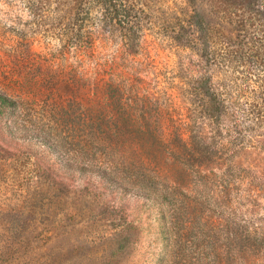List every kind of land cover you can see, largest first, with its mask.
Returning a JSON list of instances; mask_svg holds the SVG:
<instances>
[{
	"label": "trees",
	"instance_id": "trees-1",
	"mask_svg": "<svg viewBox=\"0 0 264 264\" xmlns=\"http://www.w3.org/2000/svg\"><path fill=\"white\" fill-rule=\"evenodd\" d=\"M160 1L60 0L68 11L64 17L72 20L60 35L61 49L43 55L24 39L9 55L17 72L9 88L21 94L28 88L33 100L47 91L59 98L63 89L76 94L81 112L76 119H65L75 99H63L33 120L36 130L44 133L43 141L54 149L75 150L84 164L106 179H124L119 183L124 191L171 204L179 214L189 209V219L175 224L187 229L195 258L192 264H264V216L256 217L254 210L264 198V181L237 179L241 166L233 158L241 145L233 120L236 101L225 95L210 69L180 87L188 95L186 102L174 87L148 89L145 75L135 66L110 75L105 68L96 77L95 69L91 71L95 35L87 30V23L95 22L94 11L101 12L105 28L125 31L124 49L131 55V49L142 42L136 4L144 7ZM187 3L173 30L174 40L203 51L205 62L214 55L215 42L222 39L229 46L222 55L225 60L232 55L244 57L245 52L257 60L259 45L250 30L264 31V0ZM71 50L78 53L76 66L69 62ZM146 55L151 63L150 53ZM18 102L10 93L0 92V107L12 108ZM62 108L66 114L59 117ZM188 192L195 194L191 200L181 196ZM199 206L205 211L202 219L197 215ZM130 229L127 222L116 229L97 264H120L119 257L130 247Z\"/></svg>",
	"mask_w": 264,
	"mask_h": 264
},
{
	"label": "rangeland",
	"instance_id": "rangeland-1",
	"mask_svg": "<svg viewBox=\"0 0 264 264\" xmlns=\"http://www.w3.org/2000/svg\"><path fill=\"white\" fill-rule=\"evenodd\" d=\"M187 8V0H161L144 7L136 4L142 47L136 45L131 55L124 49L125 31L105 28L101 12L94 11L95 22L87 23V30L95 35L91 71L95 69L96 77L105 68L110 75L135 66L145 75L148 89L174 87L186 102L188 95L180 87L209 68L225 95L236 101L233 120L241 145L233 158L241 166L237 179L262 182L264 31L250 30V37L259 45L257 60L250 52L225 60L222 55L229 46L222 39L215 42L214 55L205 62L203 51L184 47L182 41L172 38ZM67 13L60 0H0V92L19 101L12 108L0 107V264H97L102 261L98 257L101 249L125 222L131 224V241L128 251L119 257L120 264H192L195 258L187 229L175 224L189 219V209L179 214L171 204L124 191L119 184L124 179H106L84 164L75 150L54 149L43 141L44 133L36 130L35 118L55 108L54 102L75 99L67 114L62 108L59 117L66 114L65 119H76L81 115L76 94L63 89L59 98L47 91L33 100L30 89L21 94L9 88L17 77L9 55L24 39L43 55L61 49L60 35L66 23L72 26V20L64 17ZM70 53L69 62L74 64L77 50ZM73 129L75 134V126ZM194 195L181 196L191 200ZM254 210L256 217L264 216V198ZM197 213L202 219L205 211L199 206Z\"/></svg>",
	"mask_w": 264,
	"mask_h": 264
}]
</instances>
